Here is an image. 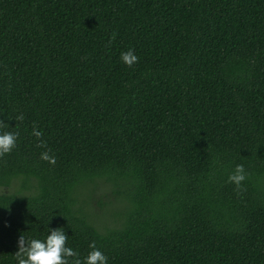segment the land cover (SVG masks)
<instances>
[{
	"label": "trees",
	"instance_id": "obj_1",
	"mask_svg": "<svg viewBox=\"0 0 264 264\" xmlns=\"http://www.w3.org/2000/svg\"><path fill=\"white\" fill-rule=\"evenodd\" d=\"M0 120V186L29 191L0 193V264L56 228L82 262L264 264V0H0Z\"/></svg>",
	"mask_w": 264,
	"mask_h": 264
},
{
	"label": "clouds",
	"instance_id": "obj_2",
	"mask_svg": "<svg viewBox=\"0 0 264 264\" xmlns=\"http://www.w3.org/2000/svg\"><path fill=\"white\" fill-rule=\"evenodd\" d=\"M112 39H115L113 35ZM112 40H109V45ZM121 60L128 67L138 62V57L134 54V50L129 49L121 53ZM17 120L24 119L23 114L16 117ZM5 124L0 120V127ZM32 134L40 141L38 147H45L46 142L41 139L43 133L33 126ZM19 132L5 131L0 133V157L10 153L17 143ZM40 158L50 164L56 163L55 156L50 154V150L41 153ZM247 178L245 168L242 164L236 165L234 171L229 175L230 183L236 185L237 191L242 187V182ZM68 236L61 228L51 230L47 235L46 241L40 239H26L22 234L18 240V251L15 252V259L18 264H107V257L101 250L96 247L95 241L89 244L91 251L84 258L83 262L79 258V253L71 247L66 246ZM71 258V262L69 260Z\"/></svg>",
	"mask_w": 264,
	"mask_h": 264
},
{
	"label": "rangeland",
	"instance_id": "obj_3",
	"mask_svg": "<svg viewBox=\"0 0 264 264\" xmlns=\"http://www.w3.org/2000/svg\"><path fill=\"white\" fill-rule=\"evenodd\" d=\"M22 176L13 178L9 186H0V193L18 192L27 193L28 190L20 189L19 182ZM19 181V182H18ZM84 190L85 208L91 213L92 219L98 225H110L113 217L111 212L116 211L119 206L117 196L114 194L112 187L105 182H98Z\"/></svg>",
	"mask_w": 264,
	"mask_h": 264
}]
</instances>
